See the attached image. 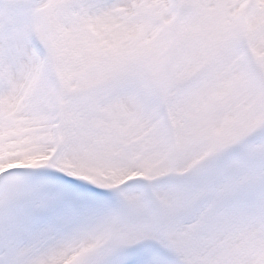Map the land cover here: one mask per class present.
<instances>
[{
    "label": "snow or ice",
    "instance_id": "6c2138e0",
    "mask_svg": "<svg viewBox=\"0 0 264 264\" xmlns=\"http://www.w3.org/2000/svg\"><path fill=\"white\" fill-rule=\"evenodd\" d=\"M0 264H264V0H0Z\"/></svg>",
    "mask_w": 264,
    "mask_h": 264
}]
</instances>
